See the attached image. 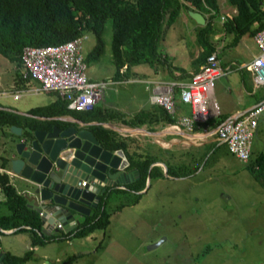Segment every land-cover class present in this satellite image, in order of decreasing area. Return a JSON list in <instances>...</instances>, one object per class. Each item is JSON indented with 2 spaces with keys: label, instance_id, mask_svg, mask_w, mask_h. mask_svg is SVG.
Here are the masks:
<instances>
[{
  "label": "rangeland",
  "instance_id": "1",
  "mask_svg": "<svg viewBox=\"0 0 264 264\" xmlns=\"http://www.w3.org/2000/svg\"><path fill=\"white\" fill-rule=\"evenodd\" d=\"M219 3L220 11L212 18L210 40L220 49L219 56L224 63L233 65L231 61H235L234 66L243 63L245 66L258 51V45L248 34L236 43L231 42L232 36L224 31L221 15L226 18L234 13L235 7L228 0H219ZM188 14L183 9L158 41L160 54L156 64L161 71L155 72L147 64H137L130 68L134 73H128L123 80L113 79L116 67L112 62V24L108 21L103 34V53L96 59L86 60V73L91 79L113 80L105 86L100 104L120 105L129 112L138 109L140 104L149 106V93L145 82L141 81L143 78L155 73L175 75L178 64L192 65L193 58L202 50L196 40V30L201 24ZM86 34L85 58L96 41L92 32L86 31ZM0 57L5 61L2 64L0 58V90H3L11 86L12 75L17 71L22 77L24 67L18 68L17 62L2 54ZM241 76L250 77L245 67L221 74L214 79L213 90L227 89L230 81ZM132 77L138 80L129 81ZM46 96L44 92L26 93L18 100L30 99L38 103L40 98H48ZM3 99L5 102L13 97L0 95V100ZM218 102L221 106L220 99ZM220 118L226 117L219 114L214 120L220 121ZM4 128L0 127L1 147L14 135ZM206 150L203 158H198L197 168L185 164L183 169L176 171L183 178L153 185L155 191L144 193L139 204H132L136 195L127 187H109L106 197V210L111 213L108 227L96 229L93 234L89 232L86 237L71 236L72 246L57 239L36 244L32 256L20 264H39L43 260L61 264L62 258L75 251L81 255L73 264H264V160L258 169L255 167L258 163L252 158L249 162L239 160L220 140L208 145ZM209 153L212 154L206 158ZM19 184L20 180L18 188L22 187ZM2 205L0 213H8L7 205ZM30 232L28 228L0 231V249L23 255L32 248L29 247Z\"/></svg>",
  "mask_w": 264,
  "mask_h": 264
},
{
  "label": "trees",
  "instance_id": "2",
  "mask_svg": "<svg viewBox=\"0 0 264 264\" xmlns=\"http://www.w3.org/2000/svg\"><path fill=\"white\" fill-rule=\"evenodd\" d=\"M262 1L228 0L236 8V12L227 15L222 25L224 31L232 35V43L239 41L245 34L253 36L264 26ZM190 8L207 14L205 24L199 25L196 30V40L202 46V50L193 58L192 63L198 68L207 55L216 49L210 40V34L213 31L212 18L220 11L219 0H0V54L21 62V51L25 44L57 43L88 31L96 38L92 49L86 54V60L90 61L103 53L104 29L110 21L112 62L116 67L113 79H124L131 72L130 68L133 65L147 64L157 70L156 60L160 54L158 41L179 13L184 9L188 14ZM123 66L125 70L121 71ZM177 68L182 70L183 76L188 75L185 68ZM18 77L21 82L27 80L20 74ZM30 110L45 116L71 113L84 120L104 121L109 118H119L131 126L151 123L160 118L168 122L174 121L173 115L164 106L158 109L142 108L127 117L118 110L96 104L91 110L81 112L69 108L67 101L60 97L48 104L34 106ZM17 119V114L0 109V124L17 122ZM89 128L105 147L111 149L126 147V141L122 138L117 139L112 129L100 124H90ZM211 154L209 153L206 158ZM154 159L147 157L144 160L134 161L139 171L138 179L132 184L135 189L139 190L144 184L148 167ZM6 160L3 157L2 166ZM131 163L130 161V165ZM154 166L152 175H155ZM197 166L193 167L197 168ZM167 172H172L168 164ZM0 187L5 196L2 202L9 209L8 213H0V231L1 228L12 226H17L15 230L23 229L25 227L22 224H26L31 231L32 245L43 244L54 238L84 236L96 228H106L110 222L111 213L106 210V197L109 196L107 193L89 215L83 216L74 229L57 236H44L39 231L41 221L38 213L26 205L25 197L16 191L4 171H0ZM31 256L32 249H28L23 255L6 251L2 264H20ZM77 257V253H71L62 259L61 264H73Z\"/></svg>",
  "mask_w": 264,
  "mask_h": 264
},
{
  "label": "crops",
  "instance_id": "3",
  "mask_svg": "<svg viewBox=\"0 0 264 264\" xmlns=\"http://www.w3.org/2000/svg\"><path fill=\"white\" fill-rule=\"evenodd\" d=\"M233 11L235 13L236 8H234ZM214 51L217 52V55L220 59V63L223 67L226 68L227 66H230V68L223 74L226 75L228 72H230L234 68L242 69L243 67H245L243 65L244 63L240 65L237 64V66H234L235 61H231L233 65L224 63V60L219 56V52L221 53L220 49L216 47ZM258 51H256L253 54L252 59L258 53ZM0 58L3 60V62L1 61L2 64H4L5 63L4 59L2 57ZM17 64H18V68L20 67L22 68V62H17ZM177 67L185 68L188 71V75L183 76L182 70L179 68L177 70L178 73H175V75L170 76L169 74L164 75L160 73H155L156 75L154 76L151 75L141 80L145 82V88L148 90V93H149V99H150L149 106L148 105L143 106L142 104H140L138 109L134 110L133 112H129L121 108L120 105L112 104L110 106H105L102 103L100 104L101 99L96 103V105L104 107V108H108V109L110 108V109L118 110L122 113H125L127 117L133 115L134 113H136L138 110L142 108H145V109H149L153 107H156L157 109L162 108L163 106L162 104L152 101L150 97L151 92H150V89L147 87L146 80L158 79V80L176 81V82L185 81L190 77L191 72L197 69L196 65L193 63L191 66H188L185 64L184 65L178 64ZM159 69L160 68L157 67V70H154V71L160 72L161 69L160 70ZM246 69L249 72L250 77H247V78L242 77V76L241 78L235 77L233 82L232 81L229 82L230 85L227 89H224L221 91L220 90L215 91V89L213 90V96L216 99V101L218 102V100L220 99L222 103V105L220 106L218 102L219 108H220L219 114L220 115L224 114V117L226 118L231 117V116H236L237 114L244 112L245 110L253 107L258 102L264 99V86L263 85L256 86L254 83L252 71L248 68ZM18 73L19 72L17 71V73L12 75V78H11L12 84L8 89L4 88L3 90H0V95H5V96L9 95L13 97V99H7L5 102H4V99L3 101L0 100V109L13 112L18 115L17 122L0 124V127L4 128L5 126L6 129L8 128L10 132H12L10 130V126L12 124L19 125L22 127L21 135L18 137L16 135H12L10 136V139H14V137L16 139H19V138L26 136V134L28 133V130L25 127L27 126L31 128H35V127H39L41 124H52V123H57L59 125H67L71 123L72 120H76V119L79 120L80 124H82L83 127H86L88 129H90L89 128L90 124H100L106 128L112 129L115 132L117 139L122 138L126 141V147L123 148V150L127 158L130 159V161L132 162L130 165V168H133V169L135 168L137 170V172H135L134 174L129 172L128 181L126 183H120L119 185L116 186L121 189H124L125 187H127L130 192H133V191L135 192L136 196L133 197L131 200L133 205H136L142 202L144 193L148 194L149 190L151 189H152V192H154L156 188L153 185L156 184L157 186L158 183L161 184V182H166L167 180L173 181V180H179L183 178L182 176H179L180 174H177L176 171L178 169L179 170L183 169L182 167H184L185 164L191 167L197 166L199 164L198 158L200 157V159H202L203 156L208 152V150L205 151V148L208 145H212L218 141V139L214 137L215 136L214 134L210 135V134L202 133V132H196L195 133L196 138L192 139L194 135H192L191 132H189L184 126L179 125L178 127H176L175 124L179 121V119L185 115H189L191 112L190 105L188 103L183 102L180 99L178 91L175 94L176 113L171 114L174 117V121L168 122L166 119L160 118L151 123H144L139 126H131L129 124L122 122L119 118H114V119L109 118L104 121L95 120V119L94 120H84V119H80V118L73 116L71 113L54 114V115H47V116L33 113L30 110L32 107L37 106V105L48 104L56 100L57 97H60V96L56 91L39 90L38 89L39 83L33 80L32 77L30 76L25 77L23 73H22V77L27 80H25L24 82H21L19 80ZM119 80H123V79H119ZM128 80L131 82H134L138 79L137 77H132ZM247 80L249 82H247ZM39 92L46 93L47 94L46 97L48 98L46 99L40 98L42 102L40 101L38 103L32 102L35 100H30V99H26V100L23 99L20 101L18 100L23 94L39 93ZM226 118H220V119L223 120ZM33 123H38V124L32 125ZM255 136L257 138L255 141L252 140L251 155H250L249 160L252 158L256 163H258L255 167L260 169L261 163L264 160V111H262V113L259 115L258 123L255 128L253 139ZM10 145L11 144L9 143V141H7L6 144L3 142L2 147L0 146V171H4L8 174L10 182L13 184L16 191H19V193L23 195V190H24L23 183L18 177V175L13 174L10 169V163L8 160V154H9L8 147ZM202 146H206V147H204V149L200 151L199 149ZM3 157L7 159L4 166H2ZM147 157H153L155 159L154 161L150 163L148 167V173H147L144 184L139 190H137L132 185L135 182V180L138 179V176H139L138 167L136 166L134 161L144 160ZM167 164L170 166L172 170V172L170 173L167 172ZM153 166H154L153 173L155 175L151 174ZM19 180H20L19 186H22L20 188H18ZM138 193L140 194L137 195ZM4 199H5V196L0 187V209L4 206L2 205L4 204L2 202ZM26 205H27V200H26ZM79 218L82 220L83 216H80ZM22 225L23 227L29 229L28 225L26 224H22ZM16 228L17 226H12L10 228H1V231L3 232H9L12 230L15 231ZM40 229H42L40 230V234L44 236H57L58 234L67 232L64 229H60V228L59 229L53 228L52 230H49L45 228L44 225H41ZM96 229H99V228H96ZM94 230L91 231L90 234L91 233L93 234ZM88 235L89 233L84 236H79V237H86ZM30 237H31V232H30ZM56 239L58 242H61V243L68 242L71 246L73 245L71 238L70 239L69 238H62V239L56 238ZM56 239L54 238L52 240H56ZM33 246L35 247V245H32L31 243L29 247H32L31 249L33 250ZM74 246H75V243H74ZM82 252H85V251H82ZM0 253H4V255L2 256V261H3V257L6 254V250L4 251L0 249ZM71 253H77L78 254L77 258H79V255H81L80 252L78 251L71 252ZM2 261H0V264H2ZM39 264H50V263L47 260H43V261H40Z\"/></svg>",
  "mask_w": 264,
  "mask_h": 264
},
{
  "label": "built area",
  "instance_id": "4",
  "mask_svg": "<svg viewBox=\"0 0 264 264\" xmlns=\"http://www.w3.org/2000/svg\"><path fill=\"white\" fill-rule=\"evenodd\" d=\"M224 20L225 16L221 15ZM86 32L70 39L47 44H25L21 51L23 75L39 81V90L57 91L67 101L69 108L90 110L102 99L107 83L113 81L91 79L86 73L87 62L83 52ZM258 53L245 67L253 73L256 86L264 85V26L253 35ZM216 51L207 55L205 61L185 81L146 80L152 101L162 104L171 114L176 113L175 94L191 107L175 124L184 126L195 139L196 132L215 135L225 142L228 149L241 161L248 162L252 140L259 115L264 111V99L253 107L221 121L214 120L220 113L219 104L213 96L214 79L226 72ZM176 86L179 89L176 90ZM86 180H82L85 184ZM61 223H58V227Z\"/></svg>",
  "mask_w": 264,
  "mask_h": 264
},
{
  "label": "water",
  "instance_id": "5",
  "mask_svg": "<svg viewBox=\"0 0 264 264\" xmlns=\"http://www.w3.org/2000/svg\"><path fill=\"white\" fill-rule=\"evenodd\" d=\"M188 13L198 24H205L201 11L190 8ZM25 128L26 136L9 140L10 169L23 183L27 206L49 230L74 229L81 222L79 217L89 215L105 197L108 187L126 183L129 172H137L130 168L123 148L105 147L77 119L67 125ZM10 130L17 137L22 133L19 125L12 124Z\"/></svg>",
  "mask_w": 264,
  "mask_h": 264
}]
</instances>
